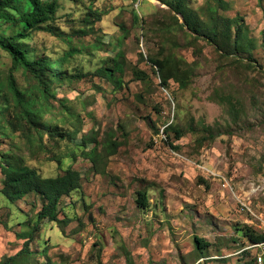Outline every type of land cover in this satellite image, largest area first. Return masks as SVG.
Listing matches in <instances>:
<instances>
[{
    "label": "rangeland",
    "instance_id": "374dc122",
    "mask_svg": "<svg viewBox=\"0 0 264 264\" xmlns=\"http://www.w3.org/2000/svg\"><path fill=\"white\" fill-rule=\"evenodd\" d=\"M173 1L98 0L103 20L85 28L87 0H59L57 34L39 29L21 41L32 60H69L44 119L65 100L81 114L78 139L94 130L100 141L113 135L122 144L99 175L81 154L59 167L19 124L0 133V159L22 156L44 176L72 167L83 184L61 201L60 218L72 221L42 224L31 252L12 264H264V252L246 239L264 225V0H185L197 28L239 17L242 38L227 55L185 26ZM0 24V39L17 32ZM119 52L128 60L121 87L94 74ZM153 58L164 63L167 86ZM12 67L0 48V82L12 72L29 92L36 81ZM137 68L146 80L136 78ZM10 121L17 123L14 110L0 98V123ZM4 178L0 166V264L21 252L44 205L35 193L8 201ZM145 190L147 209L137 204ZM195 237L209 247L197 252Z\"/></svg>",
    "mask_w": 264,
    "mask_h": 264
},
{
    "label": "trees",
    "instance_id": "16d2710c",
    "mask_svg": "<svg viewBox=\"0 0 264 264\" xmlns=\"http://www.w3.org/2000/svg\"><path fill=\"white\" fill-rule=\"evenodd\" d=\"M97 2L98 0H87L89 7L83 18V24L87 25L85 28L88 26L96 28V24L103 20L106 11L95 8ZM169 5L174 11L184 15L185 26L203 36L222 54L227 55L235 52V49L237 50L243 33V24L240 23L239 17L218 16L210 26L197 28L186 13L185 0H176L170 2ZM59 9V0H0V21L6 25L3 31L7 28L17 29L15 34L0 39V48L12 57V69L22 68L27 76L36 81L29 92L18 86L12 72L6 83L0 82V98L7 104L8 110L11 108L14 110L17 119V123L10 121L8 126L0 123V133H5L19 124L22 132L30 138L29 141L43 145L47 152L52 154L49 156L50 160L56 162L59 167L62 168L65 160H77L78 155L81 154L92 163V170L95 174L103 175L107 173V163L110 157L117 153L122 142L113 135L100 141L94 130L78 139L82 117L65 100L61 101L58 113H54L55 115L50 120L44 119L47 110L52 112V109L56 108L50 103L51 96H54L52 87L55 82L65 81L69 77L68 71L64 69L69 60L68 57L56 60L43 57L32 60L28 56L27 49L21 45V41L28 38L30 32L34 30L44 29L57 34L53 29V22ZM94 46H97L96 43ZM151 62L165 74V65L162 61L153 58ZM127 64V57L119 52L115 59L102 66L94 74L108 78L115 82L117 87H121L124 84V79L120 74L125 71ZM78 75L74 77L77 78ZM166 75H163L161 81L163 86H167L168 80L171 78ZM135 76L138 80L148 78L147 73L139 68L136 69ZM33 128H35V132L32 131ZM46 135L48 141H45ZM175 136L178 140L183 137L179 131L175 132ZM33 137L36 138V141L31 140ZM170 146L174 147L173 144ZM0 166L5 176L4 188L1 193L8 201L22 200L31 193L39 195L44 201L43 207L37 213L33 228L27 232L21 252L3 263L12 264L31 252V243L35 239L34 233L41 230L42 224L50 226V223H56L64 228L72 221L70 217L60 218L63 210L61 201L65 196L82 188V174L69 167L61 173L44 176L35 167L26 164L22 156H12L10 153L3 154ZM137 195V204L141 208L147 209L150 206L149 192L147 190L139 191ZM246 239L250 250L253 249L251 246L264 244L263 233L248 232ZM194 243L197 252L209 247L208 243L197 237L194 238ZM250 250L245 252L248 257L251 254Z\"/></svg>",
    "mask_w": 264,
    "mask_h": 264
},
{
    "label": "built area",
    "instance_id": "2783aa9c",
    "mask_svg": "<svg viewBox=\"0 0 264 264\" xmlns=\"http://www.w3.org/2000/svg\"><path fill=\"white\" fill-rule=\"evenodd\" d=\"M262 233L264 234V225L262 227ZM251 248H255V249H258V250L261 249L264 252V244L254 245V246H251ZM258 261H259V263L263 262L262 254L258 255Z\"/></svg>",
    "mask_w": 264,
    "mask_h": 264
}]
</instances>
